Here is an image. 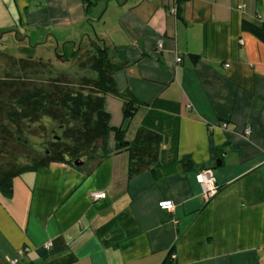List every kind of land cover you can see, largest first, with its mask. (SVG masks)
Wrapping results in <instances>:
<instances>
[{
    "label": "crops",
    "instance_id": "crops-1",
    "mask_svg": "<svg viewBox=\"0 0 264 264\" xmlns=\"http://www.w3.org/2000/svg\"><path fill=\"white\" fill-rule=\"evenodd\" d=\"M175 7L0 0V29L27 43L109 46L123 63L117 90L139 102L124 139L140 125L163 137L154 171L128 177L127 154L111 138L91 165L51 163L14 178L11 197L0 194V264L24 247L17 264H264V0ZM104 107L120 126L122 100L107 95ZM204 168L217 185L208 200L194 178ZM97 191L105 197L91 198ZM163 199L172 210L158 207Z\"/></svg>",
    "mask_w": 264,
    "mask_h": 264
},
{
    "label": "trees",
    "instance_id": "trees-1",
    "mask_svg": "<svg viewBox=\"0 0 264 264\" xmlns=\"http://www.w3.org/2000/svg\"><path fill=\"white\" fill-rule=\"evenodd\" d=\"M184 1L186 0H176L174 11L177 12L179 5ZM84 2L89 5L91 0ZM4 34H10L14 40L19 39L13 30L0 29V49ZM258 35H262L264 40L263 27ZM20 46V51L27 54L26 57L16 59L2 52L15 59L11 67L17 64L18 70H22L23 74L32 71L31 64L43 69L48 68L47 62L40 58L32 62V44L28 43V47ZM59 46L54 49L58 61L78 60L80 51H88L85 52L83 60H80L79 66L87 68L95 75L82 76L75 83L63 74L49 76L38 84L31 82L27 76L25 80L18 75L13 78L9 72H5L7 78L0 79V114L4 112V118L16 129L12 135L7 125L0 122V140L3 143L14 137L24 148L28 146V141L20 135L22 121L45 120L47 123L53 121L57 124V132L52 131V138L46 143L41 155H34L29 161L21 164L0 163V194L5 198L12 195L14 178L24 172L45 169L51 163L80 167L86 160L94 163L101 160L111 151L108 146L111 138L114 141V150H124L127 154L128 177L145 170L154 171L160 163L163 137L158 131L140 125L131 141L124 139L127 126L136 113L139 102L128 92L117 90L114 72L122 67L123 63L114 61L109 46L97 39L75 45L67 41ZM197 58V55H193L194 60ZM107 95H115L122 100V122L118 127L110 125V114L104 107ZM172 145L176 149V134L172 136ZM170 252L171 250L169 254ZM163 264H170L169 260L166 259Z\"/></svg>",
    "mask_w": 264,
    "mask_h": 264
},
{
    "label": "rangeland",
    "instance_id": "rangeland-1",
    "mask_svg": "<svg viewBox=\"0 0 264 264\" xmlns=\"http://www.w3.org/2000/svg\"><path fill=\"white\" fill-rule=\"evenodd\" d=\"M20 38L21 37H19L18 40H14L10 34L3 35L2 49H0V79L7 78L5 77V72H9L13 78H17L18 75L22 76L25 80L28 77L27 79H30L31 82L38 84L39 82H43V80L49 76L54 77L59 74H63L75 83V81L82 76L91 77L95 75L87 68L79 66L80 60H83L84 54H86L85 52L88 51H80L78 60L69 59L68 61H58L56 60L54 50L57 49L58 46L56 43L51 41L38 45L31 43L33 47L30 52L33 60L32 62H35L40 58L43 62H47L48 68L43 69L31 64L30 69L32 71L30 73L26 72L23 74L22 70H18L19 68L17 64H14V66L11 67L12 61L15 60L13 57L18 59L27 56V54L20 51L19 46L28 47V43ZM2 52H5L13 57L9 58V56L4 55ZM33 70L36 71L34 72ZM1 113L0 122L7 125L9 130L12 132V135L15 134L14 132L16 129L7 122L6 118H4L3 115L5 113ZM56 127L57 124L53 121L50 123H47L45 120H39L36 122L22 121L20 124V135L22 139H26L28 141V146L24 148L22 143L15 140L14 137L8 139L6 143H3L0 140V163L4 164L6 162H10L13 164H21L29 161V159L34 155H41L46 143L52 138V131L55 132L57 130ZM86 162L87 165L94 163L93 161L89 162V160H86Z\"/></svg>",
    "mask_w": 264,
    "mask_h": 264
},
{
    "label": "built area",
    "instance_id": "built-area-1",
    "mask_svg": "<svg viewBox=\"0 0 264 264\" xmlns=\"http://www.w3.org/2000/svg\"><path fill=\"white\" fill-rule=\"evenodd\" d=\"M160 46V44H159ZM177 61H180V57L176 58ZM227 66V64L225 65ZM223 126H225V123L223 124ZM250 132L249 128H246L244 133L248 134ZM195 182L199 185L200 190L202 192V196L205 200H208L209 198H211L215 192L217 191V185L215 182V178H214V174L213 171L209 168H204L199 170L195 176ZM105 192L104 191H97V192H93L91 193V198L93 199H100V198H104L105 197ZM158 207L162 210H172L173 209V202L171 200L168 199H163L158 201ZM51 245V242H46L44 244L45 248H49ZM27 252H29V248L28 247H24L22 249H19L17 251V255L16 257L12 258L9 260L10 264H17L19 258H21L22 256H24ZM170 258H174V254H170Z\"/></svg>",
    "mask_w": 264,
    "mask_h": 264
}]
</instances>
